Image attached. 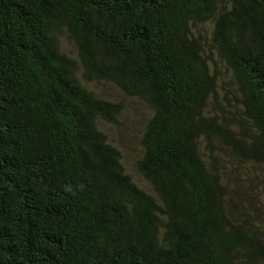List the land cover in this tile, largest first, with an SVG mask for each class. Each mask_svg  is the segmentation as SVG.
I'll list each match as a JSON object with an SVG mask.
<instances>
[{
  "label": "trees",
  "instance_id": "16d2710c",
  "mask_svg": "<svg viewBox=\"0 0 264 264\" xmlns=\"http://www.w3.org/2000/svg\"><path fill=\"white\" fill-rule=\"evenodd\" d=\"M0 264H264V0H0Z\"/></svg>",
  "mask_w": 264,
  "mask_h": 264
},
{
  "label": "rangeland",
  "instance_id": "374dc122",
  "mask_svg": "<svg viewBox=\"0 0 264 264\" xmlns=\"http://www.w3.org/2000/svg\"><path fill=\"white\" fill-rule=\"evenodd\" d=\"M105 88L107 90V87H105ZM116 92H118V94H122L117 89H116ZM131 105H136V104H134V102H131L128 100V106H130L131 109H134ZM135 108H138V107H135ZM144 112H146V111H144ZM137 122H138V124L135 122V120L133 118L123 121V128L122 129L126 130L127 134L126 135L121 134L120 139L117 141V143L121 147L123 153H126V162L128 165H130L131 160H133V158L136 156V154L139 155V152L137 151V149L139 150L138 138H139L140 131H141V128L143 126L144 121H141L138 119ZM113 137H114V139L116 138V135H114V133H113Z\"/></svg>",
  "mask_w": 264,
  "mask_h": 264
}]
</instances>
